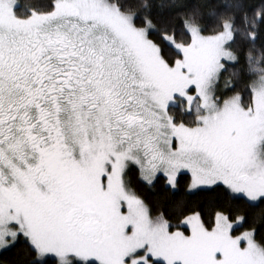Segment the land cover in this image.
Listing matches in <instances>:
<instances>
[{
	"label": "snow or ice",
	"instance_id": "6c2138e0",
	"mask_svg": "<svg viewBox=\"0 0 264 264\" xmlns=\"http://www.w3.org/2000/svg\"><path fill=\"white\" fill-rule=\"evenodd\" d=\"M15 249L264 264V0H0V254Z\"/></svg>",
	"mask_w": 264,
	"mask_h": 264
},
{
	"label": "trees",
	"instance_id": "16d2710c",
	"mask_svg": "<svg viewBox=\"0 0 264 264\" xmlns=\"http://www.w3.org/2000/svg\"><path fill=\"white\" fill-rule=\"evenodd\" d=\"M145 195L149 200H155L156 199V197L154 195H151L148 193H146ZM17 256H23L22 250L15 249L12 252L0 254V264H12V262H14L16 260Z\"/></svg>",
	"mask_w": 264,
	"mask_h": 264
}]
</instances>
